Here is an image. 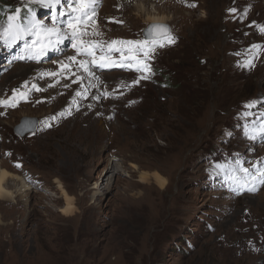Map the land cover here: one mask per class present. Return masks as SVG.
Wrapping results in <instances>:
<instances>
[{
	"label": "rangeland",
	"instance_id": "obj_1",
	"mask_svg": "<svg viewBox=\"0 0 264 264\" xmlns=\"http://www.w3.org/2000/svg\"><path fill=\"white\" fill-rule=\"evenodd\" d=\"M128 1L132 7L99 0L93 28L100 34L90 29L84 37L102 42L98 57L117 65L94 68L99 79L75 63L62 68L77 55L67 39L39 62L15 59L23 42H0V99L13 90L27 98L0 106V166L11 174L7 189H17L14 198L0 199V264H264V184L257 174L264 170V47L248 51L264 46V0H146L172 16L165 24L176 38L156 49L150 73L136 71L143 63L129 60V46L125 55L107 47L144 40L150 23L137 15L144 0ZM28 7L40 19L50 11ZM15 8L23 11L24 0H0V25ZM252 53L254 67H242ZM44 112L67 119L68 134L73 125L86 130L94 123L101 138L96 144L83 130L71 145L35 147L55 120ZM23 117L36 126L19 136L13 129ZM122 150L132 155L124 164ZM111 161L120 173L108 171L112 187L97 192Z\"/></svg>",
	"mask_w": 264,
	"mask_h": 264
},
{
	"label": "snow or ice",
	"instance_id": "obj_2",
	"mask_svg": "<svg viewBox=\"0 0 264 264\" xmlns=\"http://www.w3.org/2000/svg\"><path fill=\"white\" fill-rule=\"evenodd\" d=\"M98 2L99 0H24L25 9L22 11L21 8H15L7 16V26L0 25V42H3L8 47H12L17 42H23L22 53L15 57V59L39 62L49 52H60V46L67 39L71 41V46L76 50L77 55L69 57V64H62V68L68 70L70 65L75 63L77 71L83 70L88 76L99 79L95 76L94 68L105 69L117 65L114 62H110L106 56L98 57V51L104 49L102 42L84 39L89 34L90 29H92L91 35L97 36L100 34L93 28ZM30 4L49 9L48 16L44 19L38 18L32 8L28 7ZM57 6H60L58 11L56 10ZM192 6L195 7V5ZM229 11L235 13L237 10L232 8ZM76 13H79V16ZM49 19L51 20V26L47 23ZM64 29H67V31ZM144 31L146 33V39L144 40H113L107 47L110 52H119L121 55H125L123 46H129L127 48L129 60L136 59L138 65L143 63V69L137 66L136 71H147L150 73L151 66L148 61L154 56L156 49L174 44L176 38L172 35L171 29L167 24H150ZM259 31L264 34V26H259ZM112 45H120L122 47L112 48ZM262 47L264 46L253 44L248 51L251 52L253 49H260ZM132 53H135V56H132ZM78 56L81 58L77 59ZM141 56L143 57L142 60L139 59ZM255 56L256 54L252 53V58L246 59L241 66L254 67L253 60ZM118 66L122 68L130 67V63H120ZM55 75L56 73L41 74L42 77ZM142 78L148 79L149 76L145 75ZM82 79L81 76L76 77L77 81ZM133 83H139V80ZM25 86H27V82H25ZM91 86L94 87L95 85ZM31 88L36 91L41 90L35 84ZM16 92L17 90H13V97L9 98V100L0 99V106L16 107ZM77 95H80V93L78 92ZM19 96L21 99H26L24 92H20ZM248 106L252 107L254 105L250 104ZM245 115L248 114L246 113ZM261 116L264 118V113ZM261 131H264V128ZM252 138L255 139V136ZM224 167L223 165H217V168L223 169ZM241 171L245 176L251 175L252 180L256 181L257 176L252 175L249 168H242ZM257 174L260 177L259 183L264 184V170L258 171ZM227 179L232 180L238 187L249 192L257 191L255 184L248 187L246 186V181L241 184L234 175H229Z\"/></svg>",
	"mask_w": 264,
	"mask_h": 264
},
{
	"label": "bare ground",
	"instance_id": "obj_3",
	"mask_svg": "<svg viewBox=\"0 0 264 264\" xmlns=\"http://www.w3.org/2000/svg\"><path fill=\"white\" fill-rule=\"evenodd\" d=\"M118 5H120V7H130V6L132 7L133 6V4H131L128 0H121V2L118 3ZM149 5L150 4L146 0H144L142 7H139V9H137V12H138L137 15H139V17H141L142 15H145V20L148 21L150 24H152V23L165 24V22H169L172 20V16H166L164 13L161 14L160 11H158V8H156V7L150 8ZM24 73H25V71H24ZM15 100H17L16 105L18 103H21V101H23V100L24 101L26 100V102H27V98L21 99L19 95L15 96ZM75 103H77V100H75ZM71 113H73V111H71ZM42 114H43L42 116L45 118H52V119L55 118V120L53 121V124L51 125L52 128L49 132L43 134L42 138L34 140L32 142V145H34L35 147L50 149L52 147L54 148L55 145L56 146L62 145V144L71 145V143L75 142L77 139H81L80 137H81V134L83 133V130L86 131L87 139L93 141L94 143H96V140L98 138H101L102 129L99 128L94 123L86 124V126H87L86 130L82 129L80 127V125H73V129L75 127V130L70 131L68 134L67 130L69 131L72 128L68 129L69 122L67 119L56 118L55 114H49V112H44ZM72 134H73V136L71 137ZM70 137H71V139H70ZM63 139H65V140H63ZM120 156H121V164H124L126 162V157L131 158L132 155H130V156L126 155V154H124V151L122 150ZM108 171H110L114 175L119 174L120 169H119L118 164L114 163L112 161L108 162L107 169H106L105 173L100 176L102 178V180H104L105 176L107 175L106 173ZM10 177H11V174L7 170L3 169L0 166V199H3L5 197L14 198V196H16V195H14V193L17 191V189H15L14 191H10L6 187ZM106 177H107L106 181H105L106 183L103 186L100 184L95 185L93 187V189L96 190L97 192H101L102 190H109V188L112 187V184L109 185V179H110L109 177L110 176L109 177L106 176ZM153 179H154L156 185L158 184L160 186H164V182L161 181L158 176L154 175ZM148 188H151V187H148ZM21 189H22V191L26 192L29 190V187H28V185L25 184L22 186ZM11 201L14 202V200H11ZM67 209L68 208L66 206V207L61 208L60 211L66 212Z\"/></svg>",
	"mask_w": 264,
	"mask_h": 264
},
{
	"label": "water",
	"instance_id": "obj_4",
	"mask_svg": "<svg viewBox=\"0 0 264 264\" xmlns=\"http://www.w3.org/2000/svg\"><path fill=\"white\" fill-rule=\"evenodd\" d=\"M154 24V23H152ZM155 24H160V23H155ZM150 25V24H149ZM145 30V29H144ZM142 37L143 39H146V33L145 31H143L142 33ZM31 123L30 125H27V123ZM35 126H36V120L34 118H29V117H23L21 120H20V123L17 124L13 131L19 135V136H23L25 135L26 133H29L31 131H33L35 129Z\"/></svg>",
	"mask_w": 264,
	"mask_h": 264
},
{
	"label": "trees",
	"instance_id": "obj_5",
	"mask_svg": "<svg viewBox=\"0 0 264 264\" xmlns=\"http://www.w3.org/2000/svg\"><path fill=\"white\" fill-rule=\"evenodd\" d=\"M164 79H165V80H167V78H166V77H165Z\"/></svg>",
	"mask_w": 264,
	"mask_h": 264
}]
</instances>
